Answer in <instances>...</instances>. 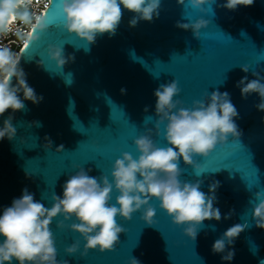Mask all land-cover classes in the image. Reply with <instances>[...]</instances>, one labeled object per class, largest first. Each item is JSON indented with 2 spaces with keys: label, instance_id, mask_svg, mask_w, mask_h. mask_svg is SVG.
<instances>
[{
  "label": "water",
  "instance_id": "95a60500",
  "mask_svg": "<svg viewBox=\"0 0 264 264\" xmlns=\"http://www.w3.org/2000/svg\"><path fill=\"white\" fill-rule=\"evenodd\" d=\"M0 264H264V0H50L0 85Z\"/></svg>",
  "mask_w": 264,
  "mask_h": 264
},
{
  "label": "built area",
  "instance_id": "2783aa9c",
  "mask_svg": "<svg viewBox=\"0 0 264 264\" xmlns=\"http://www.w3.org/2000/svg\"><path fill=\"white\" fill-rule=\"evenodd\" d=\"M50 0L24 1L12 10L13 20L0 32V85L4 72L11 67L25 45L32 27L35 26Z\"/></svg>",
  "mask_w": 264,
  "mask_h": 264
},
{
  "label": "bare ground",
  "instance_id": "6f19581e",
  "mask_svg": "<svg viewBox=\"0 0 264 264\" xmlns=\"http://www.w3.org/2000/svg\"><path fill=\"white\" fill-rule=\"evenodd\" d=\"M24 1H29V0H24ZM22 2H23V0L18 1L17 3H15L13 5H9V6L6 7V10H7V14H6L7 23H6V25L9 24L10 22L14 21L13 20L12 10L14 9V7H16L17 5H19ZM9 69H10V67L4 72V77L2 78V83L4 82L5 77H6L7 73H8V71H9Z\"/></svg>",
  "mask_w": 264,
  "mask_h": 264
},
{
  "label": "rangeland",
  "instance_id": "374dc122",
  "mask_svg": "<svg viewBox=\"0 0 264 264\" xmlns=\"http://www.w3.org/2000/svg\"><path fill=\"white\" fill-rule=\"evenodd\" d=\"M21 50V49H20ZM20 50L18 52H20Z\"/></svg>",
  "mask_w": 264,
  "mask_h": 264
}]
</instances>
